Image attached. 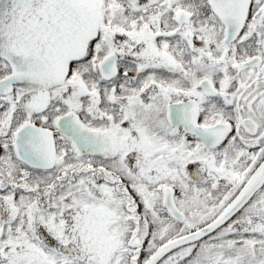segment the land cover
<instances>
[{"label":"snow or ice","instance_id":"snow-or-ice-1","mask_svg":"<svg viewBox=\"0 0 264 264\" xmlns=\"http://www.w3.org/2000/svg\"><path fill=\"white\" fill-rule=\"evenodd\" d=\"M0 264H264V0H0Z\"/></svg>","mask_w":264,"mask_h":264}]
</instances>
